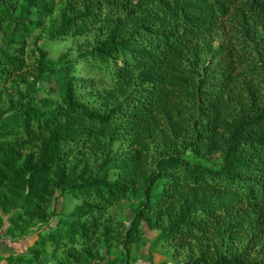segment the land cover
Masks as SVG:
<instances>
[{
    "label": "trees",
    "instance_id": "1",
    "mask_svg": "<svg viewBox=\"0 0 264 264\" xmlns=\"http://www.w3.org/2000/svg\"><path fill=\"white\" fill-rule=\"evenodd\" d=\"M4 23L0 82L26 87L0 107V237L38 233L7 264H134L145 227L196 248L177 264H264V0H0Z\"/></svg>",
    "mask_w": 264,
    "mask_h": 264
},
{
    "label": "rangeland",
    "instance_id": "2",
    "mask_svg": "<svg viewBox=\"0 0 264 264\" xmlns=\"http://www.w3.org/2000/svg\"><path fill=\"white\" fill-rule=\"evenodd\" d=\"M6 30L5 23L3 24L0 30V43L1 38L4 36V32ZM39 30H36L31 36L27 38V47L25 50V59L28 62V66L25 68L24 72L22 73L23 77L28 78L30 80L32 78L31 73L34 72L36 67V57L34 52L36 51V39L39 36ZM230 37L229 34L226 35V39ZM94 39L93 34H87L85 36H74L70 37L66 40L60 41H49L46 43L45 48L48 49L50 56L52 58H56L62 51L71 49L72 56L75 57L80 48L88 46V41H92ZM85 64V63H84ZM81 62V66H84ZM83 69V68H82ZM83 75H90V73L86 70H82ZM20 78V77H19ZM12 79L8 82H0V107L7 108L10 103V99H16L18 97L17 90L20 89L22 91L25 90V85L20 79ZM161 150H155V153ZM212 161H218V156H214ZM58 203L61 206L62 198L58 199ZM115 215L120 218H124L126 225L129 224L128 218L130 217L131 210L127 201H123L121 204L115 206L113 209ZM145 233L150 241L141 246V247H134L133 254L137 258V261L134 264H177L185 259L190 258L193 254H197V250L194 247L193 250L191 249H184L180 247H176L173 244L167 242H159L157 244L154 243L156 231L145 227ZM38 238V233H34L21 241H14L9 237L1 236L0 237V252L4 253V251H13L16 253L25 252L27 250V245H30ZM120 248H117L113 251V255L111 258L115 256L120 257ZM261 259L264 260V252L259 253L258 255ZM1 257H4L1 255ZM49 256H46L48 259ZM1 264V263H0ZM99 264H106V261H103Z\"/></svg>",
    "mask_w": 264,
    "mask_h": 264
},
{
    "label": "crops",
    "instance_id": "3",
    "mask_svg": "<svg viewBox=\"0 0 264 264\" xmlns=\"http://www.w3.org/2000/svg\"><path fill=\"white\" fill-rule=\"evenodd\" d=\"M34 242V241H33ZM33 244V243H31ZM30 244V245H31ZM30 245H27V248L30 246ZM0 255H3L4 258L0 261L1 264H7V259H5L8 255H9V250L8 252L4 251V253L0 252Z\"/></svg>",
    "mask_w": 264,
    "mask_h": 264
}]
</instances>
